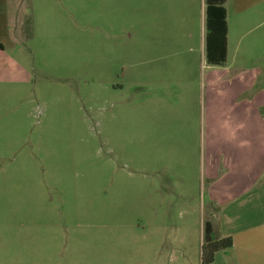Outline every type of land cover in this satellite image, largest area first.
I'll return each instance as SVG.
<instances>
[{
	"label": "rangeland",
	"instance_id": "374dc122",
	"mask_svg": "<svg viewBox=\"0 0 264 264\" xmlns=\"http://www.w3.org/2000/svg\"><path fill=\"white\" fill-rule=\"evenodd\" d=\"M32 1V80L0 106V264H202V168L260 123L209 86L204 0Z\"/></svg>",
	"mask_w": 264,
	"mask_h": 264
},
{
	"label": "crops",
	"instance_id": "0c3cea01",
	"mask_svg": "<svg viewBox=\"0 0 264 264\" xmlns=\"http://www.w3.org/2000/svg\"><path fill=\"white\" fill-rule=\"evenodd\" d=\"M33 5L35 3L32 0H0L2 107L9 103L11 91L29 85L32 80L24 54L28 47L26 39L29 27L25 24L22 10L33 8ZM223 6L226 10L227 57L222 65L206 62L210 67L208 83L209 86L227 87L229 98L225 103L224 114L246 119L253 116L260 123L259 129L253 132L249 126L245 131L243 128L245 140L242 141V148L232 149V159L224 160L220 170L213 162L202 168L201 186L205 188V193H202L206 197L205 211L201 205L205 214L202 224L211 222L214 237L232 238V246L216 252L209 264H264V86L257 93L250 94L256 78L254 76L262 73V67L252 65L250 68L245 64L246 59L252 58L251 53H257L264 42V32L258 30L264 23V0H225ZM201 17L203 34L200 47L205 54V3ZM11 19L15 22L12 23ZM252 32L253 37L244 43L245 36ZM244 91H248V94L240 97ZM3 119L0 118V125ZM246 143L248 145L244 148ZM241 155L248 156V160L253 155L259 157V169L255 174L249 173L248 162L241 163ZM213 179L214 182H209ZM207 181L208 185L204 186Z\"/></svg>",
	"mask_w": 264,
	"mask_h": 264
},
{
	"label": "trees",
	"instance_id": "16d2710c",
	"mask_svg": "<svg viewBox=\"0 0 264 264\" xmlns=\"http://www.w3.org/2000/svg\"><path fill=\"white\" fill-rule=\"evenodd\" d=\"M225 0H204L205 3V59L208 64L222 65L227 57V27ZM232 246L230 236L214 237L210 221L203 225V239L201 243V263L209 264L216 252L226 250Z\"/></svg>",
	"mask_w": 264,
	"mask_h": 264
}]
</instances>
